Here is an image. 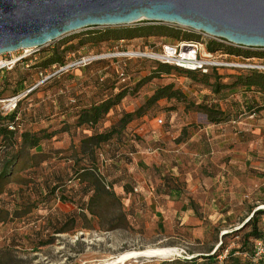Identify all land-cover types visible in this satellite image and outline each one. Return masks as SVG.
<instances>
[{
	"label": "rangeland",
	"instance_id": "obj_1",
	"mask_svg": "<svg viewBox=\"0 0 264 264\" xmlns=\"http://www.w3.org/2000/svg\"><path fill=\"white\" fill-rule=\"evenodd\" d=\"M146 24L159 25L142 21L132 26ZM168 27L174 29L170 24ZM108 28L89 27L66 34L39 49V64L17 67L0 79V109L4 106L1 101L33 89L18 107V135L26 131L42 137L52 134L36 150L20 149V139L14 146L9 140L2 144L0 138V174L7 170L9 161H15L9 168L5 192L0 195V264H102L128 252L160 248L176 249L178 254L173 260L142 257L126 264H250L252 239L248 244L245 241L254 225L264 237V213L256 214L260 209L264 211V113L260 115L264 108L256 109L259 118L245 120L242 108L237 109L235 104L241 103V94L246 93L259 105L263 103L259 92L240 86L227 88L241 74L235 70H221L206 77L177 71L153 76L161 63L132 53H157L163 44L191 40L179 33L177 39L157 36L118 43L90 42L89 33ZM245 52L251 54L250 58L263 59L256 55L264 49ZM93 57L98 59L91 65L58 73L62 67ZM54 58L64 63L48 64ZM168 85L180 90L184 98L159 101L144 117L129 124L120 137L104 145L99 151L100 174L107 179L108 159L123 160L124 166L118 172L145 174L155 188L175 177L186 188L188 175L198 178L197 169L204 163L201 151L210 144L207 139L216 144L212 139L221 137L219 132L226 127L227 145H240L241 155L236 158L243 169L248 162V169L237 175L239 182L232 195L230 190H218L219 195L227 194L217 198L216 207L206 205L207 199L198 196L193 222L186 220V214H179L175 220L167 213L164 217L151 205V199L136 197L131 202L128 195L119 196L127 226L110 231L111 225L121 222L105 211L100 219L79 209L88 196L77 179L76 170L83 163H76L79 157L75 152L79 153L83 136H90L92 131L77 128L76 116L91 104L125 92L126 97L108 115L102 131L124 113L138 110L157 89ZM200 106L219 110L220 121L210 123ZM249 124L256 127L257 134L251 130H244L242 135L232 133L234 127L239 130ZM215 126L224 128L214 134L203 132ZM140 151L148 153L149 161L133 169L132 160H127L124 153ZM106 183L111 185L109 180ZM56 185L61 188L53 195L50 188ZM61 196L67 200H60ZM252 218L254 222L246 226Z\"/></svg>",
	"mask_w": 264,
	"mask_h": 264
},
{
	"label": "water",
	"instance_id": "obj_2",
	"mask_svg": "<svg viewBox=\"0 0 264 264\" xmlns=\"http://www.w3.org/2000/svg\"><path fill=\"white\" fill-rule=\"evenodd\" d=\"M142 21L264 49V0H0V55L40 49L89 27Z\"/></svg>",
	"mask_w": 264,
	"mask_h": 264
},
{
	"label": "trees",
	"instance_id": "obj_3",
	"mask_svg": "<svg viewBox=\"0 0 264 264\" xmlns=\"http://www.w3.org/2000/svg\"><path fill=\"white\" fill-rule=\"evenodd\" d=\"M147 23V22H146ZM149 23V22H148ZM180 31L175 29H171L168 26L159 24H146L143 26H128V27H116V28H108L103 31L89 33L90 34V42L93 44L103 43V42H113L118 43L121 41H130L134 39H142V38H152V37H168L177 39ZM184 38L188 40L199 39L200 37L194 34L184 33ZM208 49L210 51L217 50V47L213 45H209ZM235 52L237 54H243L246 58H250V53H246L243 51H230ZM258 58L264 59V53H258L256 55ZM63 64L64 62L61 59H50L48 64ZM160 63V62H159ZM39 64V62L34 65ZM33 65V66H34ZM64 66V65H62ZM16 69V68H15ZM173 71L188 73L190 76L193 74H199L196 72L185 71L180 68L170 66L167 64H160L159 67L155 70L154 74H172ZM11 72V71H9ZM9 72H4L0 79ZM200 75V74H199ZM202 76V75H201ZM209 76V75H208ZM206 77V76H205ZM243 87L248 91L255 90L258 91L264 97V73L259 71H247L239 74L236 78V82L233 85L228 86L227 88H236ZM33 91V90H32ZM31 91V93H32ZM25 93L24 91L18 92L16 95ZM29 93L26 97L20 100L17 108L11 113H5L0 110V138L1 143H6L9 140V143H12L14 146L17 145L18 139L21 140L20 149H28V150H36L38 149L43 140H47L52 137V134H46L42 137L39 133H33L26 131L21 135H18V107L31 94ZM14 95V96H16ZM125 92H121L116 94L113 97H109L105 100L100 101L99 103L91 104L89 107L83 108L78 114L76 119V127L84 128L87 127L92 134L90 136L84 135L80 141V151L75 152L76 156L79 157V160L76 162L77 164L83 163L81 168L76 170L77 179L80 184L84 185L85 196H88V200L83 202L80 205L79 209L81 212L85 213L88 211L92 216L103 219L104 211L111 217V219L115 221L121 222V224H113L108 230L114 231L119 228H124L127 225V216L122 210V200L115 193L113 186L108 185L106 183L105 177L100 174V170L98 167L99 162V151L104 145L113 142L115 138H118L122 135V133L126 130L129 124H131L136 119H140L144 117L148 110L155 106L159 101L167 99V100H177L181 101L184 98V94L178 90L174 89L173 85H168L162 88L157 89L154 94L149 97L146 103L140 107L138 110L131 113H124L122 117L117 121L113 122L109 128H105L100 131V129L104 128V123L108 115L121 103V101L126 97ZM12 96V97H14ZM203 112L207 115L208 120L212 124H216L220 121L217 118L219 114H222L219 110L213 109L211 106H200ZM19 137V138H18ZM17 156H15V159ZM15 165V161H9L7 170L3 171L0 174V195L5 192L6 181L10 176V169ZM172 179L166 181V188H172ZM60 186L56 185L55 187L50 188V193L55 194L56 191L60 190ZM175 188L177 198L182 196V190L177 185ZM180 190V191H179ZM172 195V192L169 193ZM174 195V194H173ZM60 200L66 201L67 198L61 196ZM264 213L261 209L256 211V214ZM252 218L246 226H249L251 222H254ZM114 221V222H115ZM65 230L60 231V233H64ZM252 239V245L250 250V264H264L263 262H257L254 259V247L255 242L258 240H264L263 234L259 231L258 227L254 225L253 230L247 236V240L245 244L249 243V240ZM49 244V243H47ZM220 249H218L219 251ZM217 251V252H218ZM208 258V257H205ZM172 263V261H171ZM194 263V262H192Z\"/></svg>",
	"mask_w": 264,
	"mask_h": 264
},
{
	"label": "crops",
	"instance_id": "obj_4",
	"mask_svg": "<svg viewBox=\"0 0 264 264\" xmlns=\"http://www.w3.org/2000/svg\"><path fill=\"white\" fill-rule=\"evenodd\" d=\"M245 94L246 93H243V95L241 94V103L235 104L236 108H242V117H245V120H254L255 118H259L261 113H264V110L261 111L259 115V113L256 112V109L258 107L264 108V97L260 93L257 94L260 98H262L260 100L263 101V103H259V105H257V102L252 100L251 97L248 98ZM239 124H242V122ZM257 126L260 128L261 125ZM211 128L212 127H206L204 128L205 130L202 131L206 132V134H214L215 130H223L224 127L215 126L214 129ZM254 129H256V127L249 124L240 127L239 130L234 127L232 133L235 135H242L244 134V130H251L252 134H257ZM227 131L226 127L223 131L219 132V135L222 134L221 137H214L212 139L216 141V144L212 143L213 141L211 142L209 138L207 139L206 142H209L210 144H208L207 147L201 151V157L204 159V163H202L200 168L197 169L199 171V173H197L198 178L195 180L193 174L188 175V178L184 180L186 188L181 187L175 177L171 182L172 188L167 190L166 183L164 181H162L161 184L155 188L152 180L145 174L137 175L136 173L124 170L118 172V170L122 169L124 166L123 160L114 161L113 159H108V161H105V167L107 170L106 180L111 182V185L118 196L128 195L131 202L132 199L136 197L151 199V205L158 209L160 213L164 214V217L166 216L165 213H167L170 218L172 217V219L175 220L179 214H186V220H188V222H193V206L198 196L202 199H207L208 204L206 205L216 207L217 198L218 200L221 196H224L225 198L227 194L219 195L218 190H230V194L232 195L235 184L239 182L237 175H239V172L246 173L248 169V162L244 164L245 166L243 169V167H240L243 163L237 160V158L241 155L240 145H227L228 138L224 137L225 134L228 133ZM238 140L239 138L236 139V141ZM257 146L258 145L256 144L255 149ZM124 154L128 157L127 160H132L133 169H140L143 163H147L149 161L146 159L148 158V153L145 151L129 152ZM172 154H174V152H172ZM140 155L141 157H139ZM245 158L247 159L246 156ZM246 161L247 160H245V162ZM245 180L250 181L249 177H246ZM177 185H179L183 192L180 198H177L176 195V191L178 189L175 187ZM170 192H172V195L169 194ZM228 196L230 195L228 194ZM199 203L202 204L200 201Z\"/></svg>",
	"mask_w": 264,
	"mask_h": 264
},
{
	"label": "built area",
	"instance_id": "obj_5",
	"mask_svg": "<svg viewBox=\"0 0 264 264\" xmlns=\"http://www.w3.org/2000/svg\"><path fill=\"white\" fill-rule=\"evenodd\" d=\"M167 25V24H166ZM181 33L198 34L199 41H181L177 44H163L157 53L134 52L133 56L151 58L162 64H167L185 71L199 73L208 76L221 70H235L239 73L247 71H259L264 73V59L246 58L243 54L230 51H248L252 48L239 46L223 38L213 37L204 32H197L190 28L172 25ZM168 26V25H167ZM209 45L217 47V50L210 51ZM129 54V53H128ZM39 49H20L13 53L0 55V76L4 72L13 71L17 67L30 68L39 61ZM98 58H82L69 66L62 67L58 73H64L75 67H86L91 65ZM123 82L126 78L122 79ZM33 89L1 101L4 104L1 111L13 112L21 99L26 97ZM162 124V121H159ZM254 259L257 262L264 261V240L255 242Z\"/></svg>",
	"mask_w": 264,
	"mask_h": 264
},
{
	"label": "bare ground",
	"instance_id": "obj_6",
	"mask_svg": "<svg viewBox=\"0 0 264 264\" xmlns=\"http://www.w3.org/2000/svg\"><path fill=\"white\" fill-rule=\"evenodd\" d=\"M178 254L176 249H149L140 252H128L120 255L119 257L106 261L102 264H126L131 260H136L139 258H162V259H174V256Z\"/></svg>",
	"mask_w": 264,
	"mask_h": 264
}]
</instances>
